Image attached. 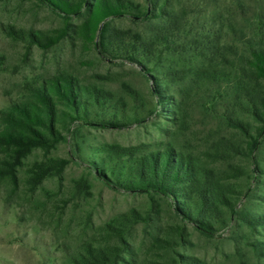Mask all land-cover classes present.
Segmentation results:
<instances>
[{"label":"rangeland","instance_id":"374dc122","mask_svg":"<svg viewBox=\"0 0 264 264\" xmlns=\"http://www.w3.org/2000/svg\"><path fill=\"white\" fill-rule=\"evenodd\" d=\"M126 1L136 9L108 24L131 38L128 49L137 55L136 41L149 37L153 27L143 14L148 12L152 19L158 12L146 0ZM164 1L174 5L176 17L189 32L177 38L175 47H165L155 73H147L130 59L132 55L111 58L84 43L77 30L85 14L73 16L68 37L52 49L28 48L26 41L13 39L8 31L51 35L63 28L62 15L38 0H0V120L2 112L31 98L34 89L60 75L113 96L89 124H75L68 134L64 132L66 142L49 151L33 150L17 168L16 184L0 179V264H71L68 259L87 244L107 243L109 237L102 228L130 213L142 217L127 238L138 264H175L179 255L200 264H264L255 250L264 244V229L251 230L245 221L264 216V125L234 88L222 82V75L230 80L240 76V56H247L248 49L238 43V54L230 57L226 67L222 48L214 55L200 49L206 36L222 47L227 38L225 33L222 37V25L229 23L236 29L230 40L242 32L250 39L264 0H156L157 6ZM205 72L215 74L216 81L209 83ZM155 75L163 79L164 96L169 99L164 107L158 106L154 94L151 78ZM191 75H197L196 82ZM243 83L264 97V82L245 79ZM112 119L135 123L121 130L96 126L97 121ZM233 120L257 138L252 153L247 150L251 138L232 126ZM104 146L139 147L141 152L172 147L193 157L213 171L220 183L238 192L237 215L230 217L226 212L224 223L207 234L184 223L162 196L105 185L92 165L100 162L102 155L96 153ZM3 159L0 152V162ZM59 160L67 161L65 168L53 171L33 188L32 168ZM181 226L186 232L177 239L175 254L163 250L157 240Z\"/></svg>","mask_w":264,"mask_h":264},{"label":"trees","instance_id":"16d2710c","mask_svg":"<svg viewBox=\"0 0 264 264\" xmlns=\"http://www.w3.org/2000/svg\"><path fill=\"white\" fill-rule=\"evenodd\" d=\"M54 12L62 15L63 28L51 35L42 33H18L10 29L8 34L16 40L26 41L28 48L36 46L42 50H50L68 37L73 16L85 14V20L78 27L77 33L84 43L91 45L101 54L117 58L121 53L132 55L136 63L147 73H155L166 47H175L177 38L187 35L183 21L176 17L174 5L156 4V0H146L157 10L156 17L149 18L148 12L143 14L146 21L152 24L149 37L140 38L138 54L128 49L131 38L124 32L111 29L108 20L132 13L136 6L126 0H80L71 3L69 0H38ZM255 28L249 33L230 40L236 29L233 23L222 25V47L209 36L200 44L202 51L220 54L222 48V66L226 67L232 55L238 54V43L247 48V56H240V76L235 80L222 75V82L231 85L240 96L242 102L250 107L255 119L264 125V97L251 92L246 83L260 84L264 82V10L255 15ZM156 21V22H155ZM210 35V31L206 32ZM241 33V31H240ZM206 35V34H205ZM189 46L193 42L188 43ZM199 49V48H198ZM135 55V56H134ZM134 56V58H133ZM242 57V58H241ZM153 64L150 68L143 66ZM204 72V71H201ZM238 74V75H239ZM193 75V74H192ZM196 82L197 75L192 76ZM210 82H215V74H203ZM190 77V75H188ZM154 94L158 106L164 107L169 100L165 97L166 89L162 86L161 76H152ZM113 96L96 87L80 86L74 78L67 75L56 76L47 80L42 86L33 90L31 98L22 100L2 112L0 120V152L4 159L0 162V179L9 178L17 183L16 170L35 149L49 151L58 144L66 142L64 132L68 134L75 124H89L97 111L107 108ZM173 109V108H172ZM170 113H174L171 110ZM133 121L100 120L96 126L107 129H126ZM231 125L244 131L248 142L247 150L252 153L256 146V137L249 135L243 123L231 121ZM260 134V132H259ZM258 134V135H259ZM237 149V148H236ZM235 149V150H236ZM237 151V150H236ZM102 155L100 162L92 165L96 168L98 178L107 186L129 192H141L148 195L156 194L169 200L175 213L184 223L192 224L199 231L210 234L217 225L224 223V215H237L236 203L238 192L229 185H223L214 176V172L200 166L196 159L177 153L174 148L141 152L139 147L104 146L98 153ZM67 161H52L48 164H37L32 168L31 185L38 187L51 175L62 171ZM142 219L136 213L122 215L112 224L102 228L109 239L105 244L96 246L87 244L79 252L69 258L71 264H138L136 255L130 250L128 235L131 227ZM246 224L251 230L258 227L264 229V216L249 217ZM186 232L185 226L177 227L172 233H166L157 243L168 253L175 254L181 239ZM255 250L264 258V244H258ZM126 255V257H124ZM175 264H200L198 260L180 256Z\"/></svg>","mask_w":264,"mask_h":264}]
</instances>
